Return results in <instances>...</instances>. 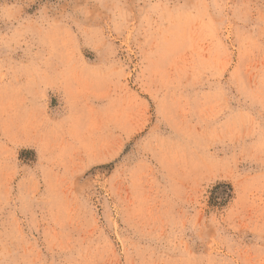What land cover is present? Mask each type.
<instances>
[{
    "label": "rangeland",
    "instance_id": "1",
    "mask_svg": "<svg viewBox=\"0 0 264 264\" xmlns=\"http://www.w3.org/2000/svg\"><path fill=\"white\" fill-rule=\"evenodd\" d=\"M0 264H264V0H0Z\"/></svg>",
    "mask_w": 264,
    "mask_h": 264
}]
</instances>
